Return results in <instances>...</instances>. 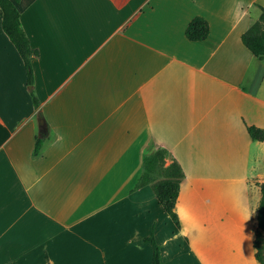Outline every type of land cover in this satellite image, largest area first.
Segmentation results:
<instances>
[{"label":"crops","instance_id":"obj_1","mask_svg":"<svg viewBox=\"0 0 264 264\" xmlns=\"http://www.w3.org/2000/svg\"><path fill=\"white\" fill-rule=\"evenodd\" d=\"M11 1L37 53L30 85L0 14V264H149L152 234L258 264L264 59L241 36L264 0ZM157 148L184 173L179 227L137 186Z\"/></svg>","mask_w":264,"mask_h":264},{"label":"trees","instance_id":"obj_2","mask_svg":"<svg viewBox=\"0 0 264 264\" xmlns=\"http://www.w3.org/2000/svg\"><path fill=\"white\" fill-rule=\"evenodd\" d=\"M111 1L116 7H122L129 0ZM260 9L259 18L242 34L241 39L248 50L260 59H264V7H260ZM0 14L2 18V28L21 55L26 69L27 82L32 85L33 70L31 58L37 51L31 47L29 38L21 25L19 10L11 0H0ZM208 33L209 25L207 21L201 17L192 19L185 31V35L190 41L204 40ZM31 94L34 105H37L38 99L35 97L33 91ZM247 131L252 139L264 141V129L256 126H247ZM41 144V139L37 138L35 145L36 152L39 150ZM165 152L166 151L162 149V151H155L144 158L143 171L137 186L140 187L150 184L158 203L169 215L174 225L179 227L180 223L174 207L184 173L176 161H173L170 166L165 169L160 167L159 163L164 159ZM156 172H163V178L155 180ZM259 186L261 189V199L257 208V228L253 246L256 250L255 258L258 264H264V182L260 183ZM146 241L152 247V257L149 264H163L161 260V248L154 235H150L146 238Z\"/></svg>","mask_w":264,"mask_h":264},{"label":"rangeland","instance_id":"obj_3","mask_svg":"<svg viewBox=\"0 0 264 264\" xmlns=\"http://www.w3.org/2000/svg\"><path fill=\"white\" fill-rule=\"evenodd\" d=\"M156 151H162V148H157ZM166 154L164 153V159L159 163L160 167L163 169L170 166L166 163ZM163 172L155 173V180L163 178ZM167 232V230H166ZM163 242V236H162ZM158 243L161 248V260L163 264H200L196 258H194L191 252H188L184 246L176 239L169 241L168 243ZM143 264V263H142Z\"/></svg>","mask_w":264,"mask_h":264},{"label":"water","instance_id":"obj_4","mask_svg":"<svg viewBox=\"0 0 264 264\" xmlns=\"http://www.w3.org/2000/svg\"><path fill=\"white\" fill-rule=\"evenodd\" d=\"M38 132L39 135H42V133L46 132L45 122L42 118L38 119Z\"/></svg>","mask_w":264,"mask_h":264}]
</instances>
